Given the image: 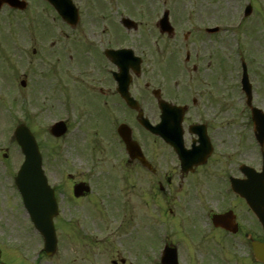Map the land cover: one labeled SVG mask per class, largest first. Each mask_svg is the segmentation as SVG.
Wrapping results in <instances>:
<instances>
[{"label":"rangeland","instance_id":"1","mask_svg":"<svg viewBox=\"0 0 264 264\" xmlns=\"http://www.w3.org/2000/svg\"><path fill=\"white\" fill-rule=\"evenodd\" d=\"M32 1L33 5L25 13H15L7 7L0 10V264H112L118 255L127 258L130 264H158L162 247L160 240L166 236L172 245L178 246L183 264H247L249 259L244 248L228 246L218 236L212 241H220L217 245L208 242L210 239L205 237L209 234L208 225L201 209L199 214L198 208H194L199 214L201 226L197 227L201 231L187 222L193 220L192 217L183 219L185 213L178 200L168 205L166 213L164 210L160 213L163 218L157 217L158 210L149 204L156 203L149 189L155 180L144 174L139 175L137 180L147 187L145 194L139 189L140 183L135 178L121 182L120 177L116 176L115 186L119 188L114 189L111 198L107 197L102 189L105 187L106 192L109 191V187H103V183L110 180L105 173L109 175L111 171L106 168L105 159H101L100 168L99 162L97 164L73 151L74 145L67 153L62 138L50 134L51 125L65 116V101L68 106L72 105L71 101L77 103L72 114V130H76L78 124L74 117L79 120L83 116L81 105L93 111V103L84 100V96H92V85L80 71L92 67L96 54L93 48L83 43L72 58L79 65L71 63L76 70L74 73L69 71V61L61 55V20L47 6ZM74 1L81 11L80 32L82 29L88 30L91 35L95 10L90 5L94 0ZM107 2L109 0L94 3L104 6ZM121 3L122 0H113L115 10L121 11L118 8ZM125 3V15L142 23L145 28L149 26L155 6L156 21L163 15V10L175 6L171 21L176 37L172 42L178 43L176 51L182 60L187 52L193 54L192 43L200 36L198 33L204 34V27L215 24L225 26L222 38L218 34L212 36L217 41L216 45L208 43L201 50L206 51V57L212 59L211 72L218 71L221 64L225 73V114L228 124H231L227 131V152L231 154L238 147H246L244 152L248 156L244 160L258 164L259 156L250 152L254 144L247 136L252 127L249 126L251 117L245 104L246 97L240 89V59L242 57L248 64L254 87V104L264 108V0H126ZM248 3H252L254 11L244 18L243 11ZM137 5H140L142 14L134 11ZM106 10L108 7L106 9L105 6L98 8L97 14H103ZM189 10L193 11L190 13ZM241 21L243 23L238 27ZM161 41L166 43L165 39ZM23 80L27 81L26 87L21 85ZM19 123L29 126L36 135L49 181L57 187L59 194L60 213L56 218L59 246L52 257L40 254L43 238L34 228L15 185L16 173L24 160L21 148L16 139L13 140ZM83 131L84 128H80L76 133L80 140ZM232 157L238 159L237 155ZM228 163L231 161L228 160ZM62 171L65 175L72 174L77 179L87 181L93 189V199L80 200L84 205L75 204L71 184L60 180ZM207 183L210 184V180ZM206 186L205 189L211 188ZM139 191L142 200L147 198L148 202L142 211L136 209L141 200ZM231 196H226V207L234 203ZM175 198H183V195ZM111 201L121 202V207L122 201H125L132 210L126 216L119 215L116 209L119 204L116 208L106 205ZM225 203L221 201L219 209ZM162 205L164 209V202ZM168 209H175L176 216L168 213ZM140 211L142 220L133 215Z\"/></svg>","mask_w":264,"mask_h":264},{"label":"flooded vegetation","instance_id":"2","mask_svg":"<svg viewBox=\"0 0 264 264\" xmlns=\"http://www.w3.org/2000/svg\"><path fill=\"white\" fill-rule=\"evenodd\" d=\"M125 1L122 0L119 11L115 10L113 0H109V3L104 4L106 9L108 7V11H103V14L108 13L106 15L97 14L98 8L104 6L92 3L90 8L95 13L92 26L94 31L91 35L88 30L82 29L80 32L82 22L74 27L62 21L61 55L69 61V71L76 70V66L71 63L79 65L72 58L73 53L83 43L93 48L96 54L92 67L82 68L83 71H80L92 85V96H84V100L93 103L94 108L90 112L84 105L80 106L83 116L79 118L76 130L71 128L62 139L65 151L69 153L74 145L73 151H78L97 164L99 162L101 165V159L106 160L111 171L110 180L107 182L109 191L106 192L104 186L102 190L109 198L114 193L111 190L115 188L116 176L124 180H137L139 175L144 174L154 179V185L149 189L155 200H158V211H162L163 202L166 209L170 203L178 200L185 217L190 216L193 219L188 221L189 224L197 226L200 223L198 216L201 209L207 217L208 222H205L209 225V233L212 234L208 236L215 239L218 233L228 243L233 245L235 242L244 248L249 259L247 264H264L256 258L252 248L253 241L264 242V231L243 198L235 195L237 206L233 209L236 214L233 229L237 233L212 224L214 214L232 210L219 209L221 201H226L225 194L228 191L227 185L230 186V177L234 175L240 181L247 180L241 171L244 163L259 171L258 164L244 160L248 156L244 152L246 147H238L235 152L241 163L231 165L229 170L226 165L228 122L225 114V73L221 64L218 71L211 72L212 59L206 57V51H202L208 43L216 45L217 41L213 40V34L199 36L192 43L193 54L188 52L182 60L176 51L178 43L172 42L175 36L163 34L158 28V21L154 19L157 7H154L155 12L149 22L151 25L147 28L133 18L131 19L138 24L125 27L122 23L127 16ZM134 11L142 14L140 5ZM170 11V14L174 13L175 6H170ZM15 12L21 13L19 10ZM116 12L118 15H115ZM162 39L166 40L165 44ZM123 48L133 51L126 57L117 58V61L125 65L118 68L116 58L108 56L107 51ZM116 74L122 80L121 86L115 79ZM120 87L122 90L118 89ZM71 102L70 107L74 110L77 103ZM173 105L178 107L173 108L172 120L165 125L162 117L164 107L168 110ZM180 115L182 122L178 125ZM140 116L156 126L155 134L140 124ZM68 126L71 127L69 123ZM80 128H84L81 140L76 134ZM164 135L173 141L182 139L187 151L206 152L208 157L205 164L186 170L176 150L166 142ZM124 138L129 141L133 154L127 149ZM254 146L250 152L257 156V146ZM67 177L66 183L72 187L81 181L76 176ZM207 180L211 183H207ZM139 183V189L145 194L147 187ZM205 186L211 188L205 189ZM139 193V199L142 200V193ZM89 195L85 194L79 201ZM179 195H183V198H175ZM219 199L221 201L218 202ZM141 200L138 205L146 204ZM116 204L118 203L114 201L106 203L112 207ZM194 208H198L199 214ZM168 213L176 216L175 209H168ZM113 263L128 264L120 255L113 259Z\"/></svg>","mask_w":264,"mask_h":264},{"label":"water","instance_id":"3","mask_svg":"<svg viewBox=\"0 0 264 264\" xmlns=\"http://www.w3.org/2000/svg\"><path fill=\"white\" fill-rule=\"evenodd\" d=\"M5 0H0V6ZM12 6L25 8V5H20L19 0H7ZM55 7L63 14L66 20L70 23H76L78 20V11L71 0H49ZM252 12V8L248 10V14ZM163 32L173 33V28L170 25L168 12L159 23ZM23 85H26L23 82ZM244 89L251 101V86L248 75L245 73L243 80ZM253 119L258 131V139L264 145V113L256 108H253ZM64 126L57 125L52 129L55 136H60L64 133ZM17 141L22 147V151L26 156V160L22 169L20 170L16 183L24 198L25 207L31 216L38 231L45 239V252L49 255L55 253L57 249V237L54 226V217L58 215V205L55 199L53 189L48 185V180L42 168V156L39 152L37 142L31 131L26 126H21L17 130ZM252 180L255 182L253 189L241 190L246 197L249 205L258 214L261 222L264 225V173L252 175ZM233 189L240 192L238 183L233 180ZM87 190L83 186L76 187L75 193L77 196L81 192ZM224 215H217L214 218L216 225L225 226L226 222L223 220ZM254 248L258 253L264 252V244H254ZM170 255L166 257L164 264H177V257L171 250Z\"/></svg>","mask_w":264,"mask_h":264}]
</instances>
